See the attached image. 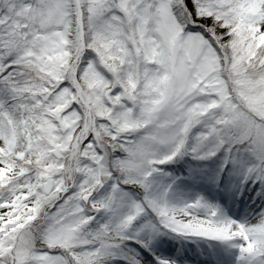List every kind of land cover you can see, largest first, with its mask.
<instances>
[{
    "label": "snow or ice",
    "instance_id": "obj_1",
    "mask_svg": "<svg viewBox=\"0 0 264 264\" xmlns=\"http://www.w3.org/2000/svg\"><path fill=\"white\" fill-rule=\"evenodd\" d=\"M0 264H264V0H0Z\"/></svg>",
    "mask_w": 264,
    "mask_h": 264
}]
</instances>
